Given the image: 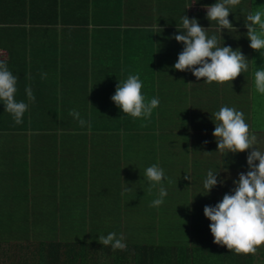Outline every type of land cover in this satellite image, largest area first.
<instances>
[{
  "label": "crops",
  "instance_id": "0c3cea01",
  "mask_svg": "<svg viewBox=\"0 0 264 264\" xmlns=\"http://www.w3.org/2000/svg\"><path fill=\"white\" fill-rule=\"evenodd\" d=\"M215 2L0 0V60L18 77L16 99L29 104L17 125L0 103V264L18 262L26 241L32 252L61 247L58 264H100L98 236L110 232L123 234L127 247L122 254L110 247L107 264L231 262L203 208L231 192L248 170L247 153L217 151L212 114L223 106L243 112L264 151V96L254 90L251 64L232 84L173 67L183 15L220 35L206 19L205 6ZM261 5L241 0L229 16L238 31L225 30L220 41L258 68L264 57L249 47L244 23ZM129 74H139L146 99L160 101L148 121L111 100ZM73 109L90 128L69 115ZM157 163L172 183L164 181L168 195L153 208L157 190L149 194L143 173ZM209 170L224 184L206 195ZM125 187L132 191L122 195ZM252 264H264V245Z\"/></svg>",
  "mask_w": 264,
  "mask_h": 264
},
{
  "label": "clouds",
  "instance_id": "9594fccd",
  "mask_svg": "<svg viewBox=\"0 0 264 264\" xmlns=\"http://www.w3.org/2000/svg\"><path fill=\"white\" fill-rule=\"evenodd\" d=\"M241 4V0H216L205 6L206 19L215 22L220 35H209L197 18L181 17L180 27L174 35L176 42L183 44L182 51L173 65L179 72H190L198 81L212 84L232 82L241 74L248 72L250 64L254 68V90L264 96V66L256 67L255 60H249L240 48L235 50L231 46L221 45L223 32L238 31L229 20L233 9ZM193 5V4H192ZM189 5L187 8H190ZM244 26L249 47L264 57V5L256 7L246 15ZM224 41V40H223ZM46 75V74H45ZM18 77L8 68L5 61L0 60V103L4 111L9 113L15 124L23 123L24 114L29 104L16 99ZM143 82L139 74H129L123 81H119L115 94L111 100L121 112L132 119L150 120L152 113L159 106L158 98L146 99L142 94ZM28 101L35 102V96L30 88L25 89ZM69 115L76 119L81 127L90 124L76 110H70ZM212 121L215 125L212 133L216 140L217 151L226 156L247 153L248 170L238 174L233 181L235 187L230 193H225L214 206L205 205L204 216L211 222L209 225L214 243L226 246L236 254L255 255L258 248L264 245V151L259 147L257 135L250 130L244 113L233 107L223 106L214 114ZM207 143V141L205 142ZM219 172L209 170L203 180L206 195L224 180L218 179ZM144 179L148 182V192L157 190L150 207H160L168 192L164 181L172 183L164 169L159 164H152L144 170ZM185 179H190L186 176ZM132 191L125 187L122 195ZM99 244L111 247L113 251L126 250L123 234L119 236L110 232L106 236L99 235Z\"/></svg>",
  "mask_w": 264,
  "mask_h": 264
},
{
  "label": "trees",
  "instance_id": "16d2710c",
  "mask_svg": "<svg viewBox=\"0 0 264 264\" xmlns=\"http://www.w3.org/2000/svg\"><path fill=\"white\" fill-rule=\"evenodd\" d=\"M4 53V52H3ZM23 245V246H22ZM31 242L26 241L20 243L18 246V251L22 253V255L19 257L18 262H13L12 264H58L59 260H61V256L59 254V249L61 247L59 246H54L52 248H39L36 250V252H32L31 247ZM110 247H102V249H98L104 252L108 253ZM162 249V247H160ZM97 250V251H98ZM166 250V249H165ZM181 251V250H180ZM99 252V253H100ZM151 250H148L147 253H149L150 258L153 253H151ZM229 254H227L226 258L229 259L228 264H248L247 261H249L252 264L253 261V255H250L249 257L245 254H236L234 251H226ZM99 253L95 252V255H98ZM247 256V257H246ZM182 262L181 264H183ZM87 264H89L87 262Z\"/></svg>",
  "mask_w": 264,
  "mask_h": 264
},
{
  "label": "rangeland",
  "instance_id": "374dc122",
  "mask_svg": "<svg viewBox=\"0 0 264 264\" xmlns=\"http://www.w3.org/2000/svg\"><path fill=\"white\" fill-rule=\"evenodd\" d=\"M118 234V236H119V233H117ZM99 252H100V250H98ZM104 251H101L100 253H99V255L100 256H103V258H100L99 259V261H100V264H107L108 263V261H107V256H108V254H107V252H105V253H103ZM123 253V251H118V253L117 254H122Z\"/></svg>",
  "mask_w": 264,
  "mask_h": 264
}]
</instances>
